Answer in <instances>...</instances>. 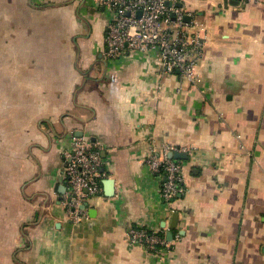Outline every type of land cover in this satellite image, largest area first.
<instances>
[{
  "label": "crops",
  "instance_id": "0c3cea01",
  "mask_svg": "<svg viewBox=\"0 0 264 264\" xmlns=\"http://www.w3.org/2000/svg\"><path fill=\"white\" fill-rule=\"evenodd\" d=\"M178 4L200 24L195 85L154 53L109 57L94 0H0V264H264V0ZM74 135L104 173L79 223L62 203ZM166 144L187 154L169 202L145 162ZM133 226L179 238L159 258Z\"/></svg>",
  "mask_w": 264,
  "mask_h": 264
},
{
  "label": "built area",
  "instance_id": "2783aa9c",
  "mask_svg": "<svg viewBox=\"0 0 264 264\" xmlns=\"http://www.w3.org/2000/svg\"><path fill=\"white\" fill-rule=\"evenodd\" d=\"M107 11L106 53L117 58L132 53H154L164 73L176 74L179 85H195L200 81L197 65L201 58L200 24L185 20L187 13L178 0H94ZM169 150L184 151L170 145L152 149L146 165L162 174L161 197L169 202L184 192V175L180 159L167 156ZM66 190L62 195L68 219L79 223L87 217L86 200L102 195V158L97 141L84 135L72 136L69 149L63 153ZM129 241L141 243L159 258L173 239L163 229L133 226L128 229Z\"/></svg>",
  "mask_w": 264,
  "mask_h": 264
},
{
  "label": "water",
  "instance_id": "95a60500",
  "mask_svg": "<svg viewBox=\"0 0 264 264\" xmlns=\"http://www.w3.org/2000/svg\"><path fill=\"white\" fill-rule=\"evenodd\" d=\"M167 156L170 158H177V159H185L187 157V154L182 151H175V150H169L167 153ZM106 183L108 184L107 186V195H112L113 194V180L112 179H106ZM174 222H176L177 219V213H174L173 216ZM174 226V224L171 225V227ZM173 237V232L169 230L167 232V239L171 240Z\"/></svg>",
  "mask_w": 264,
  "mask_h": 264
}]
</instances>
